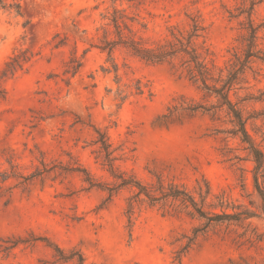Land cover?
Returning <instances> with one entry per match:
<instances>
[{
	"label": "rangeland",
	"instance_id": "1",
	"mask_svg": "<svg viewBox=\"0 0 264 264\" xmlns=\"http://www.w3.org/2000/svg\"><path fill=\"white\" fill-rule=\"evenodd\" d=\"M0 6V173H10L8 160L28 176L46 164H77L103 188H116L105 162L98 132L106 134L119 173L134 176L151 186L161 178L194 192L206 180L214 194L225 193L235 206L257 210L252 159L245 145L227 132L232 125L225 114L220 120L203 111L194 115L182 108L209 105L203 93L181 71L170 65L150 66L118 48L113 62L122 83L141 80L152 96L117 99L116 73L101 45V27L108 21L110 0H3ZM133 3L138 10L130 9ZM120 0L130 17L139 15L146 29L140 35L161 40L173 27L188 30L190 17L201 14L207 27L205 43L220 66L227 62L243 32L244 17L231 20L228 10L241 7L239 0ZM264 23V1L253 15ZM264 47V27L260 32ZM64 42L63 46L57 47ZM31 61L14 76L4 77L13 58ZM82 60L79 72L65 71L71 58ZM260 76L249 74L248 92L260 101L246 104L256 118L247 124L249 134L264 152V65ZM111 69V72H105ZM238 97L231 94L234 102ZM183 106V107H182ZM172 119H163L174 110ZM242 160V161H240ZM245 172L242 173L241 170ZM55 173L11 189L0 198V264H264V217L242 225L212 227L190 249L183 251L193 231L204 222L184 213L171 216L160 205L143 202L129 224L128 200L137 189L119 188L109 193L89 189L84 173ZM242 174L246 190H242ZM4 190L0 191L3 192ZM9 202L6 204V201ZM220 212V211H218ZM228 212H233L228 210ZM251 224V226H249ZM59 248L74 259L62 262Z\"/></svg>",
	"mask_w": 264,
	"mask_h": 264
},
{
	"label": "trees",
	"instance_id": "2",
	"mask_svg": "<svg viewBox=\"0 0 264 264\" xmlns=\"http://www.w3.org/2000/svg\"><path fill=\"white\" fill-rule=\"evenodd\" d=\"M120 0H110L111 11L104 15L103 19L108 23L101 27L103 36L101 45L95 46L102 52H107L109 60L112 62V71L116 73L115 82L118 85L116 91L117 99L123 104L132 96H142L147 91L150 96L152 92L149 85L143 84L141 80H132L127 84L122 83V78L117 74L118 66L113 62V53L118 48L125 50L130 56L139 61L150 65H170L174 69L181 71L182 75L198 87L203 93L204 99H215L216 102L209 105L190 104L186 108H182L190 115H194L200 111L210 115L212 119L220 120L221 114H225L232 125V130L227 133L234 138H238L243 145L245 151L251 157L254 168L251 171L253 175L254 194L257 195L261 205L257 210L242 208L235 206L225 193L214 194L208 181L203 180L196 183L195 191H189L182 185L170 182L166 183L161 178H157V182L151 186H147L138 181L134 176H128L125 173H119L115 166L116 159L113 158L111 152V144L106 134L98 132L101 150L105 154V162L109 172L114 179L120 181L116 188H103L101 184L95 181L90 174L77 164L68 165L66 167L50 166L43 159L41 167L36 168L33 173L23 176L18 170V166L13 165V160H8L11 167L10 173H0V191L4 190V184L10 179H16L19 183L16 187L27 189L33 181L42 179L43 177L55 173L59 169V176H63L68 172L84 173L85 183L89 185V189H101L109 193L108 201H111L117 189L133 187L137 189V193L128 200L126 215L129 224L133 226V220L141 203L145 200L151 207L160 204L165 213L171 216H180L183 213L191 218L204 222L201 227H197L193 231V237L189 238L187 245L181 253L187 251L198 240L200 236L207 234L210 228L226 225H242L253 218L264 217V152L255 143L249 134L247 124L250 120L256 118V113L247 112L246 104L251 101H260L261 97H256L248 92L244 97H238L240 91H247L249 88V74L254 75V79L260 76L261 69L257 68L258 64L264 65V47L261 43L260 32L264 27L256 25L253 20L256 7L264 0H239L241 7L235 11L228 10L231 20L244 17L245 21L241 22L243 32L236 40L237 46L232 48L230 59L220 66L214 59V52L205 43L199 44V40L205 39L207 35V27L201 14L192 15L188 30L179 27H173L170 35L161 40H152L139 34L135 25L146 29V25L139 22V15L129 16L127 9L120 8L117 3ZM136 0H129L133 3ZM0 6H5L3 0H0ZM138 5L133 3L130 9L138 10ZM64 42L58 44L57 47L63 46ZM31 61L30 57L23 56L21 58H13L7 64L6 76H14L18 71H22L24 66ZM82 67V60L73 56L67 65L65 74L74 77ZM105 72H111V69H105ZM231 94L238 97V101L234 102ZM260 96H264L261 94ZM183 107V106H182ZM169 110L163 119H172L175 111ZM242 161V160H240ZM242 173L245 172L243 169ZM242 190H246L244 175L242 174ZM11 189L0 192V198L6 193H10ZM9 202L6 201V204ZM231 210L233 212H228ZM220 211V212H218ZM251 226V224H249ZM60 261L66 262L74 259L75 255L65 256L63 252L57 248ZM78 264H85L80 256Z\"/></svg>",
	"mask_w": 264,
	"mask_h": 264
}]
</instances>
